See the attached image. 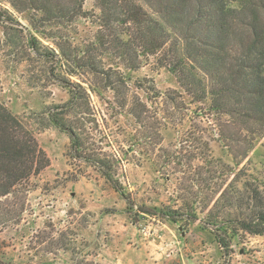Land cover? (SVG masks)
Returning a JSON list of instances; mask_svg holds the SVG:
<instances>
[{
    "label": "rangeland",
    "instance_id": "rangeland-1",
    "mask_svg": "<svg viewBox=\"0 0 264 264\" xmlns=\"http://www.w3.org/2000/svg\"><path fill=\"white\" fill-rule=\"evenodd\" d=\"M84 11L88 18L70 26L37 25L36 30L40 14L18 12L10 0H0V103L34 130L51 161L15 196L0 200V247L7 261L264 264V235L240 233L222 247L207 227V209L202 207L209 205L206 198L213 194L206 172L218 167L216 160L233 163L219 141L207 102H193L175 74L159 67L154 58L130 71L106 56L102 59L105 69H119L126 84L117 83L119 75L110 73L116 91L102 89V79H94L96 93L88 90L96 118L87 128L94 138L90 149L110 156L125 196L91 164L73 158L68 134L40 124L39 116L47 108L69 101L72 86L89 88L88 80L93 79L73 75L74 69L57 57L79 52L96 33L95 0H86ZM30 36L45 57L32 54ZM28 54L35 57L32 65L26 61ZM134 94L147 106L140 107L141 123L127 107H121ZM263 145L264 138L251 154L254 165L264 161ZM192 178L206 181L195 186L199 195L195 199L181 189ZM168 211H177L172 213L176 222L164 215ZM193 215L197 220L190 219Z\"/></svg>",
    "mask_w": 264,
    "mask_h": 264
},
{
    "label": "trees",
    "instance_id": "trees-1",
    "mask_svg": "<svg viewBox=\"0 0 264 264\" xmlns=\"http://www.w3.org/2000/svg\"><path fill=\"white\" fill-rule=\"evenodd\" d=\"M10 1L18 12L40 14L36 30L37 25L66 27L88 18L86 0ZM95 6L99 14L93 38L74 55H57L63 65L74 69L73 75L93 77L88 80L89 88L72 86L69 101L47 108L39 116L40 124L68 134L73 158L91 164L125 196L110 156L101 149H90L94 138L87 128L96 118L88 90L96 93L94 79H102V89L116 91L110 73L119 75L117 83L126 84L119 69H105L102 59L106 56L130 71L154 58L159 67L175 74L193 102H207L219 141L233 163L216 160L218 167L206 172L213 194L206 198L209 205L202 207L207 209V227L222 247L240 233L264 235V161L254 165L251 157L264 138V0H95ZM30 37L32 54L45 57L38 41ZM28 57L26 61L32 65L35 57ZM170 100L176 105L174 98ZM121 107H127L139 123L143 121L140 107L147 106L137 95L123 100ZM50 164L34 130L0 103V200L15 196ZM197 171L200 177L199 168ZM190 181L181 189L190 198H198L195 186L206 181ZM172 213L177 211L164 215L176 222ZM190 219L197 220L196 215ZM0 264H11L1 247Z\"/></svg>",
    "mask_w": 264,
    "mask_h": 264
}]
</instances>
